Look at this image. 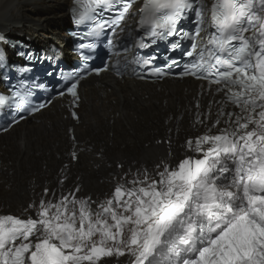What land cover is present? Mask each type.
Segmentation results:
<instances>
[{"label":"snow or ice","instance_id":"1","mask_svg":"<svg viewBox=\"0 0 264 264\" xmlns=\"http://www.w3.org/2000/svg\"><path fill=\"white\" fill-rule=\"evenodd\" d=\"M134 3L75 0L73 14L77 24L90 25L87 36L98 38L106 28L113 33L121 28ZM205 10L204 0H146L140 9L141 46L150 47L144 37L156 44L177 35L179 22L194 12L195 35L179 33L181 40H192L185 55L193 58L184 62L180 76L215 85L213 91L225 97L220 103L239 109L218 111L216 125L224 117L228 126L188 140V149L199 155L175 167L158 165L159 179L145 171L143 179L137 172L127 184L118 183L95 212L96 202L77 197V186L58 200L30 204L34 216L0 215V264H101L105 257L124 255L130 264H264V0H214L216 32L201 47L197 37ZM179 46V40L172 43L173 49ZM87 72L85 66L64 77L74 102ZM31 95V88H17L11 97L0 96V108L15 105V112L31 114L49 103L33 107ZM13 121L18 122L15 116Z\"/></svg>","mask_w":264,"mask_h":264},{"label":"bare ground","instance_id":"2","mask_svg":"<svg viewBox=\"0 0 264 264\" xmlns=\"http://www.w3.org/2000/svg\"><path fill=\"white\" fill-rule=\"evenodd\" d=\"M72 1L0 0V33L32 44L56 43L69 53L64 38ZM139 4L132 7L115 38L117 42L127 36L128 43L115 47L106 73L82 82L78 101L54 99L37 116L0 135V214L14 210L34 216V209L21 206L47 196L53 197L47 200H58L60 193L67 195L77 186V197L96 202L91 205L95 212L99 202L112 198L118 183L127 184L137 172L140 179L145 171L159 179L155 175L161 170L158 165L175 167L184 158H196L199 154L189 150L186 142L227 127L224 117L216 125L221 107L239 111L231 104H221L223 94L206 82L165 79L149 83L131 77ZM204 33L203 25L201 38ZM33 36L40 40L35 43ZM6 53L13 54L8 48ZM115 65L121 67L119 76L111 74ZM0 90H6L1 77ZM130 260L128 255L105 257L101 264H130Z\"/></svg>","mask_w":264,"mask_h":264},{"label":"rangeland","instance_id":"3","mask_svg":"<svg viewBox=\"0 0 264 264\" xmlns=\"http://www.w3.org/2000/svg\"><path fill=\"white\" fill-rule=\"evenodd\" d=\"M67 8H68V6L66 5V10H67ZM64 11H65V8H64ZM66 23H65V26H67L66 24H68V22H67V20L65 21ZM56 29H57V26H56ZM63 30H64V28H63ZM63 30H61V31H63ZM24 35V34H23ZM27 38V37H26ZM38 40H40V38H36V37H32V41H34L35 43H37L38 42ZM41 40H43V39H41ZM46 41H49V40H46ZM45 42V41H44ZM153 125V124H152ZM9 134V133H8ZM7 135V134H6ZM1 138V137H0ZM66 160H67V158H66ZM60 162H58L57 163V165L59 164ZM58 166H60V167H62L63 168V166L64 165H62L61 166V164H59ZM65 166L67 167L68 166V164H67V162L65 161ZM60 168H58L57 169V171L59 170ZM56 171V168H54L53 169V172H55ZM65 192L63 191V194H64ZM62 194L60 193V195H59V197L61 196ZM58 197V198H59ZM25 199H29V198H26L25 197ZM39 202L40 201H38L36 204L37 205H39ZM29 205H23V206H21L22 208H25V207H28ZM8 211V210H7ZM13 211V210H12ZM9 212H11L10 210H9ZM8 212V213H9ZM13 214H15L14 212H12ZM27 213L29 214L30 212H29V210L27 211ZM16 215H18V217H22V218H27L28 217V215L25 213V214H21V213H16ZM113 256H111V258H112ZM116 257V256H115Z\"/></svg>","mask_w":264,"mask_h":264},{"label":"clouds","instance_id":"4","mask_svg":"<svg viewBox=\"0 0 264 264\" xmlns=\"http://www.w3.org/2000/svg\"><path fill=\"white\" fill-rule=\"evenodd\" d=\"M138 169L139 170H143V168H141V167H138ZM80 189V188H79ZM77 193H80V190H79V192H77ZM51 198H53L52 196H47V197H44V199H51ZM85 198H88L87 196H85ZM1 215V214H0ZM98 238V237H97Z\"/></svg>","mask_w":264,"mask_h":264},{"label":"water","instance_id":"5","mask_svg":"<svg viewBox=\"0 0 264 264\" xmlns=\"http://www.w3.org/2000/svg\"><path fill=\"white\" fill-rule=\"evenodd\" d=\"M70 43V42H69Z\"/></svg>","mask_w":264,"mask_h":264}]
</instances>
